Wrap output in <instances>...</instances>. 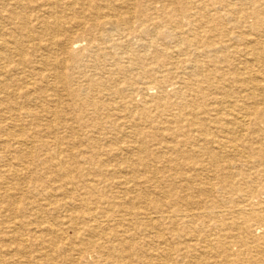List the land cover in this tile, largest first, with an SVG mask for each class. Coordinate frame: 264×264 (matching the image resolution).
<instances>
[{"label":"bare ground","instance_id":"bare-ground-1","mask_svg":"<svg viewBox=\"0 0 264 264\" xmlns=\"http://www.w3.org/2000/svg\"><path fill=\"white\" fill-rule=\"evenodd\" d=\"M0 264H264V0H0Z\"/></svg>","mask_w":264,"mask_h":264},{"label":"rangeland","instance_id":"rangeland-1","mask_svg":"<svg viewBox=\"0 0 264 264\" xmlns=\"http://www.w3.org/2000/svg\"><path fill=\"white\" fill-rule=\"evenodd\" d=\"M86 42L84 41L83 44H85Z\"/></svg>","mask_w":264,"mask_h":264}]
</instances>
